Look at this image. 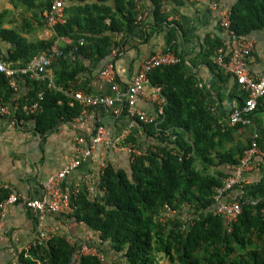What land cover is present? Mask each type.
Returning a JSON list of instances; mask_svg holds the SVG:
<instances>
[{"label": "trees", "instance_id": "trees-1", "mask_svg": "<svg viewBox=\"0 0 264 264\" xmlns=\"http://www.w3.org/2000/svg\"><path fill=\"white\" fill-rule=\"evenodd\" d=\"M95 1L91 6L79 8L78 14H70L65 24L54 27V39L69 37L73 41L72 46L64 48V56L57 63L63 64L66 53L73 51L92 65L105 60L114 65L118 53L125 50L138 29L141 42L145 43L155 33H164L166 47L178 54L181 61L150 71L149 84L160 87L165 99L163 113L154 125H142L135 120L158 143L153 146L154 151L136 158L129 171L108 164L99 178L98 196L92 197L80 189L73 202L74 212L62 216L65 222L83 223L87 230L99 233L100 243L94 247L109 263L95 255L81 254L82 241L69 243L61 235H55L44 245L29 247L16 260L20 264H264V243L261 246L255 243L264 238V218L255 208L245 205L230 233H226L221 218L210 211L213 189L228 173L210 174L207 165H235L244 151L238 157L233 152L212 156V147L217 146L212 140L221 133L211 130L215 118L210 113L209 93L198 87L178 50V40L184 35L179 25L167 20L168 15L161 11V0H149L152 19L145 23L136 20L134 0H114V6L106 4L109 0ZM49 5L50 2L46 6ZM229 10L230 29L236 36L249 38L251 33L264 29V0H235ZM54 39L29 47L27 62ZM79 40L83 41L82 45L78 44ZM205 45L199 55L209 64L208 59L214 56L221 42L206 38ZM17 48L9 58L13 62L20 54ZM112 50H117V55L111 56ZM211 67L217 71L218 82L228 81L230 76L212 63ZM54 74L55 85L63 91L68 90L66 83L76 77L75 72ZM29 82L30 92L20 105L36 100L38 92L43 90L38 82ZM43 91L40 112L24 117L18 109L14 119L18 125L21 119L33 122L34 131L40 136L59 123L72 124L80 114V106L72 98L57 90ZM12 95L8 79L0 73V104L9 102ZM129 142L136 141L130 136L124 144ZM257 193L264 195V185L250 194L247 192L252 197ZM6 196L7 192L0 188V202ZM182 203L191 206L194 220L193 226L183 234L177 224L163 225L157 220L164 204L178 208ZM155 254H162L166 261L157 262ZM113 255L118 259H113Z\"/></svg>", "mask_w": 264, "mask_h": 264}, {"label": "crops", "instance_id": "crops-1", "mask_svg": "<svg viewBox=\"0 0 264 264\" xmlns=\"http://www.w3.org/2000/svg\"><path fill=\"white\" fill-rule=\"evenodd\" d=\"M51 1L0 0V58L8 67L18 69L25 66L42 51L36 53L27 62L29 47L54 39V29H48L41 16L42 11L48 7L46 6L47 3H51ZM84 1L81 3L77 0H64L65 18L72 13L78 14L79 8H84L86 5L91 6L96 2L95 0ZM141 1L142 7L149 10L146 20L151 21L149 0ZM212 1H216L218 4L216 10H212L210 7ZM234 1L167 0L169 6L167 20L176 22L184 33L178 40V50L183 54L186 68L194 74L198 87H204L210 95L207 98L210 103V113L215 118V121L211 122V130H218L221 133L219 137L212 140L217 144V146L212 147L213 157L226 152H233L234 156L238 157L249 147L251 142V127L238 124L230 126L226 122L229 112L242 104V97L245 99L246 94L239 90V87L234 84L229 76L226 83L218 82L217 71L211 67V63L213 64L212 57L208 59V64L199 55L201 49L206 47V38L218 39L220 42L226 38L224 31L219 27L218 13L224 10L230 11ZM106 4L114 6V0H109ZM146 20L142 22L145 23ZM140 35L141 30L138 29L135 37L128 41L125 50L118 55L116 54L119 58L113 65L115 92L112 91V85L100 77V73L106 68L108 61L105 60L92 65L90 61L73 51L66 53L63 64L56 61L48 69L47 76L54 86V89L50 90L60 91L70 98H72V93L80 91L92 96H121L123 98L125 90L139 69L141 61L155 51L168 48L164 42V33H155L147 43L141 42ZM248 37L255 41V45L253 53L247 61V70L250 74L258 75L264 71V29L253 32ZM17 47H19L20 54L17 60L13 62L9 58L18 49ZM54 72L65 73V75H69L70 72L76 73L75 79L66 83L67 91H63L55 85L56 75ZM29 81L36 80L24 76L15 77V87L9 86L13 92L10 101L14 99L18 107L24 105H20L19 102L30 92ZM36 82L41 84L43 88L45 87V83H43L45 81ZM151 87L149 83L145 85L143 95L139 97L136 103V109L149 118L154 117L156 110ZM43 90L47 89L44 88ZM23 116L29 117L25 114ZM250 118L253 128L258 134L256 144L264 152V101L257 103V108ZM14 119V114L6 118L0 117V183L13 188L18 195L28 199L39 198L42 192V183L51 174L61 170L68 161L75 159L76 138L82 136L88 141L98 126L106 128L109 132L110 141L116 147L99 145L91 158L84 160L78 169L65 178L64 187L71 189L76 185H81L90 175H93L97 181L99 164L102 159L107 165L111 164L114 169L129 171L131 162L123 148L125 140L130 136L136 142H129V144L154 148L153 146L158 143L154 137L147 136L136 122H133L134 126L128 135L122 137L128 119L125 117L113 118L103 108L88 109L85 116L81 115L80 109L79 116L73 120L72 124L59 123L44 136H40L34 131L33 122H24L21 119L18 121L20 124L18 125ZM140 123L142 125L155 124L154 122ZM214 162L217 163V160L215 159ZM207 172L224 174L227 172V166L213 167L207 165ZM245 176L249 183L247 187L249 194L251 190L262 187L264 185V159L255 158L252 169ZM256 195L264 197L259 193ZM91 196H98L97 189ZM63 218L60 215L48 216L47 224L52 229H56L55 234L58 230H62L59 235L65 237L69 243L83 242L87 231L86 226L76 222H65ZM3 227L5 238L0 243V264H17V255L22 251H27L37 236L36 220L22 203H18L8 209L3 219Z\"/></svg>", "mask_w": 264, "mask_h": 264}, {"label": "built area", "instance_id": "built-area-1", "mask_svg": "<svg viewBox=\"0 0 264 264\" xmlns=\"http://www.w3.org/2000/svg\"><path fill=\"white\" fill-rule=\"evenodd\" d=\"M134 6L137 11V22L145 21L149 13L148 8L142 7L141 0H134ZM217 6L216 1H212L210 4L212 10H216ZM161 11L169 14L167 0H161ZM41 16L44 25L48 29L53 30L55 26L65 24L64 0H52L50 5L42 11ZM218 23L219 27L224 31L226 38L216 50L212 57V62L224 75L230 76L238 85L239 90L246 94L242 104L229 112L226 117V122L230 126L238 124L252 128L249 147L243 152L237 164L227 166L228 175L221 180L219 186L213 189V205L210 211L213 216L221 218L225 225L226 233H230L245 205L255 208L256 212L264 218V197L248 196L247 187L249 183L245 176L252 169V163L255 158L260 157L264 159V152L256 144L258 134L253 128V123L250 118L257 108V103L264 101V71L258 75L248 72L247 61L253 53L255 41L250 38L235 35L230 29V11H220L218 13ZM78 44L82 45L83 41L79 40ZM72 45L73 41L71 38L57 37L37 57L18 69L8 67L0 59V73L4 74L8 79V84L11 88L15 87V77L24 76L36 81H45L43 82L45 83L44 88L47 90L54 89L52 81L47 76V71L53 63L64 56V48ZM116 54L117 50H112L111 55L115 56ZM180 61L181 58L174 51L169 48L160 49L141 61L139 69L127 86L123 98L121 96H92L80 91L72 93V99L79 104L82 116H85L88 109L91 108H103L113 118H119L125 114L128 119L127 127L122 132V137H125L134 126L133 122L135 120L142 123H155L163 113L165 99L161 95L160 87H151L152 97L156 105L153 118H149L136 109V103L139 97L143 95L145 85L149 83L148 74L150 71L159 67L174 66L180 63ZM100 77L112 85V91H116L113 64H107L106 68L100 73ZM43 93V90L39 91L36 100L26 103L22 107H18L14 99L9 103L0 104V117L6 118L13 114L15 115L18 109H21V113L27 116L40 112V102L43 99ZM99 145L112 148L116 147L110 141L109 132L104 127H96L93 136L88 141L82 136L77 137L74 146L75 159L68 161L61 170L51 174L42 183L41 196L37 199L21 197L13 188L0 183V188L7 192L6 198L0 202V243L5 238L3 227L4 216L10 207L18 203H22L36 220L38 232L31 246L44 245L52 239L55 236L56 229L48 226V216H70L74 212L73 202L80 189H84L89 195H92L96 191L99 177L107 166L103 159L99 164L97 181L93 175H90L81 185H76L71 189L64 187L63 181L74 170L78 169L84 160L91 158L96 153ZM124 145L123 151L131 163L136 158L146 156L149 151H154L152 148L138 146V144L128 143ZM190 207L188 203H182L178 208L164 204L157 220L163 225L169 224L175 226L177 224L178 231L183 234L194 224ZM99 243V233H93L87 230L84 241L81 244L80 253L95 255L102 260V255L98 254L96 249L95 252L91 248ZM17 264H20V262L17 261Z\"/></svg>", "mask_w": 264, "mask_h": 264}, {"label": "rangeland", "instance_id": "rangeland-1", "mask_svg": "<svg viewBox=\"0 0 264 264\" xmlns=\"http://www.w3.org/2000/svg\"><path fill=\"white\" fill-rule=\"evenodd\" d=\"M62 230H58L57 232H56V234L55 235H59V234H61L62 232H61ZM253 241V240H252ZM255 243H259L260 244V246L264 243V238H261V240L260 241H255ZM247 247H248V245H247ZM95 252H96V247H91ZM103 258H102V262H104V263H109V261H108V259L106 258V256H102ZM113 259H118V257H115L114 255L113 256H111ZM154 257H155V259H156V261L157 262H165L166 261V259L164 258V256L162 255V254H155L154 255Z\"/></svg>", "mask_w": 264, "mask_h": 264}, {"label": "water", "instance_id": "water-1", "mask_svg": "<svg viewBox=\"0 0 264 264\" xmlns=\"http://www.w3.org/2000/svg\"><path fill=\"white\" fill-rule=\"evenodd\" d=\"M240 106V105H239Z\"/></svg>", "mask_w": 264, "mask_h": 264}]
</instances>
